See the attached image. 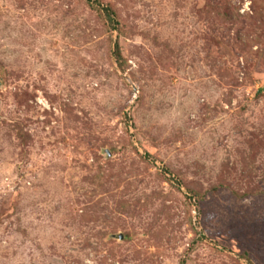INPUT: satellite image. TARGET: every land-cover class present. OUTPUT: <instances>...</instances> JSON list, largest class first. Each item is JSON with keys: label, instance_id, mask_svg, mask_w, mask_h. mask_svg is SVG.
Listing matches in <instances>:
<instances>
[{"label": "rangeland", "instance_id": "1", "mask_svg": "<svg viewBox=\"0 0 264 264\" xmlns=\"http://www.w3.org/2000/svg\"><path fill=\"white\" fill-rule=\"evenodd\" d=\"M0 264H264V0H0Z\"/></svg>", "mask_w": 264, "mask_h": 264}]
</instances>
